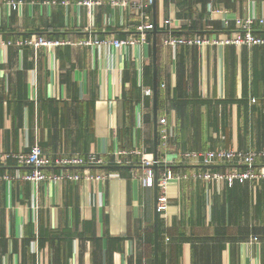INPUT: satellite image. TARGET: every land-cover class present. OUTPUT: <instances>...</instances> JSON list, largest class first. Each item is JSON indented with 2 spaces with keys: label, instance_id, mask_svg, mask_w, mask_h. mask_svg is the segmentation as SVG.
Returning <instances> with one entry per match:
<instances>
[{
  "label": "crops",
  "instance_id": "obj_1",
  "mask_svg": "<svg viewBox=\"0 0 264 264\" xmlns=\"http://www.w3.org/2000/svg\"><path fill=\"white\" fill-rule=\"evenodd\" d=\"M20 2L0 4V38L140 39L144 13L158 32L120 49L0 47V153L39 145L52 159L97 154L110 162L46 168L107 173L101 181H1L0 264H156L155 189L140 181L138 155H130L131 164L112 163L118 149L155 157L154 43L157 115L174 129L167 150L158 139V158L264 149V46L164 43L172 36L232 33L237 18H264V0H154L143 12L108 2L92 10ZM254 32L264 36V24ZM168 166L190 174L233 167ZM168 166L160 164L158 176ZM31 170L12 157L0 161V175ZM167 193L168 209L159 213V264H264V178L188 179Z\"/></svg>",
  "mask_w": 264,
  "mask_h": 264
},
{
  "label": "built area",
  "instance_id": "obj_2",
  "mask_svg": "<svg viewBox=\"0 0 264 264\" xmlns=\"http://www.w3.org/2000/svg\"><path fill=\"white\" fill-rule=\"evenodd\" d=\"M22 1V0H20ZM17 0H0V4L8 2L9 4L16 6L22 3ZM43 4H60L65 7L76 3L79 6L86 7L92 10L98 6H101L108 2L112 7H118L122 9H127L132 7L133 9H138L141 12L145 8L153 3L154 0H42ZM143 21L138 27L141 38L137 39L130 37L124 40H118L113 38H89L74 42L70 39H49L45 36H38L36 38H26L18 40H5L0 38V47L7 48L11 45H16L19 47H47L49 49L57 48L59 46L69 45V44H79L84 46L98 47V48H108L115 47L120 49L122 47H129L136 45L138 42L146 41V32L152 31L154 29V24L149 22L146 14L144 13ZM257 23L264 24V18L246 17L236 19V31L228 33L219 37H204L199 35L191 36H178L169 37L164 43L167 46L178 47V46H205V45H239V46H253L261 45L264 46V36L256 34L254 32V27ZM165 24H162L164 27ZM158 134L160 139V145L164 150H167L170 145V141L174 136L173 125H171L166 116L158 118ZM130 155H138L140 157L139 163L144 168L143 175L140 176V181L144 187L154 188L155 187V170L154 164L155 160L149 157L144 151L140 149L126 150L118 149L114 152L113 164H131L132 160L129 158ZM8 157H12L21 166L30 167L32 170L26 175H0V182L3 180H13L14 178H22L24 180L32 182L40 181H65V180H75L79 181L81 179H87L89 181L105 180L107 178V173H101L94 175L91 173H55L47 171V167L54 166H91V165H106L110 162L104 157L97 154H89L87 156L73 154L64 155L62 157H57L52 159L48 157L39 145L32 147L31 151L28 153H11L3 154L0 153V161L6 160ZM260 161L264 162V149L261 150H250L244 152L238 149H223L217 148L215 150H198V151H181L177 153L170 161L166 160L164 157L158 158V164H191L196 166L211 167L213 165H232L230 171L228 172H212L210 170L196 171L192 174L186 173L184 171L176 172L171 167H167L166 170L158 176V212H163L168 209L169 198H168V187L172 183H180L183 180L188 179H200L206 182H216L221 184L225 181L229 183L235 182H245V181H255L264 178V166L257 169L256 165ZM242 167H245L242 169Z\"/></svg>",
  "mask_w": 264,
  "mask_h": 264
},
{
  "label": "water",
  "instance_id": "obj_3",
  "mask_svg": "<svg viewBox=\"0 0 264 264\" xmlns=\"http://www.w3.org/2000/svg\"><path fill=\"white\" fill-rule=\"evenodd\" d=\"M158 32V27L155 24L154 29L152 30V33L156 35ZM154 103H155V164H154V170H155V259L156 264H159V212L157 209V203H158V170L160 168V165L158 164V81H157V48L156 43H154Z\"/></svg>",
  "mask_w": 264,
  "mask_h": 264
}]
</instances>
